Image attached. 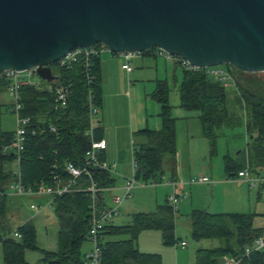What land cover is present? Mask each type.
I'll return each mask as SVG.
<instances>
[{
  "label": "trees",
  "instance_id": "trees-1",
  "mask_svg": "<svg viewBox=\"0 0 264 264\" xmlns=\"http://www.w3.org/2000/svg\"><path fill=\"white\" fill-rule=\"evenodd\" d=\"M155 49L151 48L143 54H153ZM99 65L100 57L93 58L90 83L78 60L68 67H53L57 80L49 83L41 81L42 84L50 85V88H38L36 84L19 87V114L30 119L24 147L19 153L20 181L23 186L48 183L51 172L63 174L62 167L66 161L80 164L90 148L91 140L102 138L101 121L95 118L93 125L90 124L87 101L88 91H91L94 104L101 108ZM225 66L236 90L233 111L229 107L230 99L225 84L207 75L201 68L181 67L179 107L198 112L202 133L209 142L210 154L215 152L222 127H233L243 122L249 138L246 144L249 168L264 169V79L258 73L243 72L227 64ZM8 85L7 80L0 79V92L7 90ZM58 85L65 88L67 100L64 106L56 107L54 87ZM169 90L168 82L159 80L152 94L160 106L159 128H144L135 132L145 139L134 147L133 152L137 166L135 177L141 182H161L165 155L169 156L172 173L175 171L176 118L171 113ZM13 134L14 129L0 126L1 193L13 179L7 165L12 164L17 155L12 151L3 152V147L11 142ZM223 159L225 177H235L239 166L228 153L224 154ZM53 165L57 166V170L52 169ZM93 176L104 187L111 186L113 182L108 173L100 170H93ZM6 201V196L0 198V231L6 232L3 236L0 234L2 264H26L24 253L38 250L35 229L31 223H26L15 230L21 236L19 240L6 238L11 233L7 231ZM88 205V198L81 193L55 199L53 211L58 221L56 251L42 250V258L36 264H83L85 252L82 251V245L87 242ZM253 220L252 214L192 211L190 226L194 239H217L221 242V246L216 249L198 250L195 264H221L223 257L241 254L244 247L263 236L261 229L254 228ZM147 230L159 231L164 244H175L174 212L167 200L156 206L154 211L133 214L126 225H108L103 234L100 264H162L158 255L141 253L137 249L139 234ZM110 236H125L126 239L109 241L106 238ZM243 264H264V251L252 253Z\"/></svg>",
  "mask_w": 264,
  "mask_h": 264
},
{
  "label": "water",
  "instance_id": "water-1",
  "mask_svg": "<svg viewBox=\"0 0 264 264\" xmlns=\"http://www.w3.org/2000/svg\"><path fill=\"white\" fill-rule=\"evenodd\" d=\"M96 43L264 72V0H0V71L49 83L67 52Z\"/></svg>",
  "mask_w": 264,
  "mask_h": 264
},
{
  "label": "rangeland",
  "instance_id": "rangeland-1",
  "mask_svg": "<svg viewBox=\"0 0 264 264\" xmlns=\"http://www.w3.org/2000/svg\"><path fill=\"white\" fill-rule=\"evenodd\" d=\"M220 66H223L226 69L225 64H222ZM179 72L180 74H177L178 81L175 82L174 80H171L168 83L170 88L169 102L172 105L171 113L175 118H177L176 127L181 139V134L185 135L186 133L188 135L194 136L197 139L200 129L198 112L186 111L183 108L179 107L178 85L180 82L181 71ZM257 73L264 79V72ZM226 83L227 84L225 85V89L230 99L229 107L232 110L234 109L232 102L236 98L235 85L231 77L227 79ZM148 94L149 95H146V99V96L144 94L143 96L140 94L138 95V92L135 88L131 89L130 86L127 85L124 89V95H117L113 98V100H111V103L109 102V105H111L112 111L120 110L121 112H126L130 103V107L133 112L132 114L134 115V122L136 121V113L138 115L144 114V110L146 109V113L148 114L147 119L149 120V122H151L150 115H154V109H159V104L154 100L152 96L153 92ZM0 104L2 105L0 109V126L4 129L13 130L16 125V118L14 113L12 112L13 100L7 90L0 92ZM155 105H157V107ZM98 116L99 115L96 114L94 118H97ZM134 138H137L136 133H134ZM248 140L249 138L247 137V134L245 132V126L243 122L236 124L233 127H222L219 130L215 152L213 154H210V146L207 140H203L206 143H204L205 146H201L200 148L192 147L191 155L187 153V147L183 146L182 141L180 140V151L183 157H181L178 162L181 165V171H183V175H185V177L187 178L191 177V179H195L199 174H203L207 176V178L211 181V185L190 187L189 185H187L188 183L185 184V191L183 195H186V197L177 204V211L174 213V231H176L177 234V236H175V244H164L162 242L161 233L157 230L143 231L139 234L136 241L137 249L141 251V253L158 255L161 258L162 264H195V255L198 250L216 249L221 246V242L217 239H194L190 226V215L192 211H205L210 214L234 213L232 211L233 209H235V207H237V205L233 204V207L231 203L232 197L227 196L225 194L226 191L223 190V188L218 187V189L215 190L210 188H213L214 186H216V183H218L219 181H223L226 178L224 172L223 155L226 153L230 154L232 157L238 155L241 161L245 156V147ZM130 148L131 145L129 142L126 148V155H123L121 159L116 158V162L118 164V173L122 174L124 177L130 176ZM168 162L169 156L165 155L162 162V170L165 176L170 177ZM241 165L243 166L244 164ZM118 180L123 183L125 182L124 179ZM189 181L190 179L187 182ZM162 191V188H158V194L156 195L155 189L153 188H135L132 191V197L128 199L129 201L126 200V203L131 202L132 204H134V207L132 206V208H130L129 210H125V207L123 205L120 209V216L122 217L116 219L114 221V225L120 226L123 225L122 222L126 220L129 221L130 216L132 215V213H135L134 210L137 207H139V211L141 209H146L143 210L144 212L154 211L156 209V206L161 205L165 202L164 194ZM262 196L263 197L258 201V207L262 212L258 213L264 214V195ZM43 200L44 199L42 198L35 197L7 199L8 232H11L15 228V218L19 215L20 212L24 215L34 214L38 216L37 220L34 221L37 235L36 246L38 247V250H28L24 253L23 257L26 264H36L42 258V250L55 251L56 249L57 221L52 208L47 206V203ZM191 200L192 204L190 208ZM252 201L256 202V200ZM31 205L40 207V211L35 214V212L30 209ZM253 207L254 206L250 208L251 212L254 211ZM254 219L255 221H253V226L262 228L264 233V217L258 216ZM0 232L2 235L6 234L5 231ZM106 239L109 241H118L124 240L126 239V237L110 236ZM181 241L187 243L185 251L180 248H178V250L176 249V243H179ZM89 247H91L90 244L88 242H84L82 245V251H86L87 249H89ZM177 251L178 263L176 259ZM0 264H2L1 249Z\"/></svg>",
  "mask_w": 264,
  "mask_h": 264
},
{
  "label": "built area",
  "instance_id": "built-area-1",
  "mask_svg": "<svg viewBox=\"0 0 264 264\" xmlns=\"http://www.w3.org/2000/svg\"><path fill=\"white\" fill-rule=\"evenodd\" d=\"M108 50L107 46L103 43H96L87 47H75L67 52L60 58L53 67H68L75 61H80L83 66V72L90 83L92 80V59L100 57V54ZM109 51V50H108ZM111 52V51H110ZM119 54L122 57L121 68L126 72L132 69L131 61L133 58L143 54L137 51H123ZM154 55L173 58L178 61L180 67L185 69H199L190 65L185 59L172 56L165 51L156 48ZM205 73L214 79L227 84V79L230 77L228 71L220 65H213L201 68ZM0 79H5L9 82L7 91L9 92L12 100V112L16 118V125L14 127V134L11 142L3 147V152L12 151L17 155V159L13 162V167L10 169L12 173V181L7 185L4 192H0V198L3 196H17V197H42L47 196L50 201L46 204L50 208L53 207L55 199L60 198L67 194L81 193L84 194L88 200V230L86 233L87 242L90 244V249L84 253L83 264H100L101 262V249L102 239L105 228L111 224L112 220L120 216V209L124 201L132 197V191L137 188L156 187L162 182H141L135 177L136 175V162L134 159V147L131 148V162H130V176L124 177V185L119 194H113L114 188L112 186L104 187L93 176V170H100L108 173L110 176H117L116 162H107L101 158L102 152L106 148V141L103 138L98 140H91L90 148L85 153L83 160L80 164H74L72 161H66L62 167V173L51 172L48 183H37L33 187H25L20 181L19 170V153L23 150L26 138V132L30 125L28 117H21L19 112L21 104L19 102L18 89L22 85L36 84L38 88H50L48 84H42L35 79V68H29L24 71L16 70H3L0 71ZM56 107L64 106L67 100L66 90L63 86L58 85L54 87ZM94 97L91 91H88V111L90 124L94 123V116L98 114L99 108L93 102ZM53 129V128H52ZM54 130V129H53ZM53 170H57V166H52ZM230 181H241L247 184L250 190L257 191L259 194L264 195V169H250L248 166L239 170L235 177L228 178ZM190 185L208 184L210 180L204 176H198L188 182ZM165 185L171 187V192L166 200L172 207L173 212L177 211V204L185 198L184 195L176 191V182L167 180ZM107 194L109 201L106 202L104 195ZM36 213L40 211V207L33 206ZM20 239L21 236L18 232L13 231L7 235L6 238ZM183 248L184 242L176 243L175 245ZM264 251V236H260L253 240L249 245L244 247L243 252L235 256H225L221 260V264H243L249 259L250 255L254 252Z\"/></svg>",
  "mask_w": 264,
  "mask_h": 264
},
{
  "label": "crops",
  "instance_id": "crops-1",
  "mask_svg": "<svg viewBox=\"0 0 264 264\" xmlns=\"http://www.w3.org/2000/svg\"><path fill=\"white\" fill-rule=\"evenodd\" d=\"M121 64H122V57L119 54H112L110 51H107V50L100 54L99 72H100V79L102 82V96H101L102 104L98 112L99 116L97 118L101 121V124L103 125L102 138L106 141V148L102 152L101 158L107 162H110V161L116 162V158L121 159L123 155L125 156L126 148L129 142L132 148V147H136L139 143L145 140L143 136L141 135H138L137 138L135 139L134 133L136 131L142 130L144 128L157 129L160 126V117H159L160 106H159V109L153 110L155 111L153 112L154 115H150L151 122H149V120L147 119L148 114L146 113V109L144 110V114L138 115L136 113V121L134 122V119H133L134 115L132 114L133 112L131 110L130 103H129L128 110L126 112L125 111L121 112L120 110L112 111L111 105H109V102L111 103V100H113V98L116 97L117 95L123 96L124 89L126 88L127 85H129L131 89L135 88L136 91L138 92V95L139 94L142 96L143 94L145 96L149 95L148 93H152L156 89L157 81L166 80L169 83V81L174 80L175 82H177L178 81L177 74L178 73L180 74L179 71H181V67L179 64H177V61L175 59L165 58V57L157 56L154 54H141L133 58L132 63H131L132 69L129 72H126L125 70H123L121 68ZM146 99H147V96H146ZM155 106L157 107V105ZM176 121H177V118H176ZM175 127H176V123H175ZM181 136H182V139L179 136V133L176 127L175 171L172 173V165L169 159V162H168L169 169L168 170H169L170 177L163 175V178H162L163 183H161L160 185L156 187H150V188L155 189L156 195L158 194L157 189L162 188L165 201H166L167 196L171 192V187L168 185H165L164 184L165 181L170 180V181L178 183L176 187V191L179 194L183 195L185 191V187H184L185 184L188 183L187 181L189 179L191 180V177L187 178L185 177V175H183V171H181V165L178 162L179 159L183 157L180 151L181 149L180 140L182 141L183 146L187 147V153H189L190 155L192 153L191 151L192 147L200 148L201 146H205L204 145L205 141L203 140H207V138L202 133L201 126L198 132L197 139L192 135H188L187 133L185 135L181 134ZM200 138H203V139H200ZM131 148H130V151H131ZM245 150H246V147H245ZM233 159L235 160L236 164L239 166L240 170L243 168H246L247 166L249 167L247 150H246L244 158L241 161L238 155L233 157ZM223 164H224V159H223ZM241 164H244V165L242 166ZM12 166H13V162L12 164L7 165V168H9L10 170L12 169ZM117 173H118V164H117ZM198 176L207 177L203 174H199ZM110 178L113 180L111 186L114 188V190L112 193L119 194L121 192V188L123 187L124 183L120 182L118 179H124V176L122 174H119L117 176H110ZM187 185H189L190 187L205 186V185L210 186L211 181L208 184L190 185L188 183ZM218 187L223 188V190L226 191L225 194L229 197H232V202H231L232 205L233 204L237 205V207H235V209H233L232 212L238 213V214L239 212L240 214H252L254 215V218H257L258 216L264 217V214L258 213V212H262L261 209L258 207L259 205L258 201L260 198L263 197L262 194H259L257 191L250 190L247 184H245L244 182L230 181L227 178H225V180L219 181L218 183H216V186H214L213 188L211 187L210 189L215 190V189H218ZM184 196L186 197V195ZM104 197H105L106 202H108L109 197L107 196V194H105ZM9 198H21V197L7 196V199ZM24 198H26V196ZM29 198H33V197H29ZM35 198H42L44 199L43 201L46 203L50 201V199L47 196L35 197ZM252 200H256V202H253ZM127 201H124L123 203L125 210H129L130 208H132V206L134 207V204H132L131 202L126 203ZM191 204H192V200L190 202V208H191ZM33 206L34 205L30 206V209L32 211H34ZM252 206H254L253 212H251V209H250L252 208ZM7 208H6V218H7V211H8ZM138 208L139 207L135 209L138 211L134 210L135 213H132V215L136 213H144L143 210H146V209H143V210L141 209L139 211ZM52 210H53V207H52ZM132 215L130 216L129 221L126 220L122 222V224L123 225L128 224L131 221ZM37 217L38 216L34 214L24 215L20 212L19 215L15 218L16 226L11 232L17 230V228L25 225L26 223H31L36 233L34 221L37 220ZM120 217L122 216H119L113 219L111 224L114 225V221ZM56 221H57V218H56ZM253 221H255V219ZM254 228L261 229L263 232L262 228H258V227H254ZM7 231H9V229H7ZM57 231H58V221H57ZM175 236H177L176 231H175ZM263 236H264V233H263ZM181 242H184V241H181ZM56 247H57V233H56ZM186 247H187V243H185V246L183 248H181L180 246H177L176 249L178 250V248H180L185 251ZM0 249H1V245H0ZM89 249H87L86 251H88ZM176 259L178 263V251H177ZM1 260H2V254H1Z\"/></svg>",
  "mask_w": 264,
  "mask_h": 264
}]
</instances>
